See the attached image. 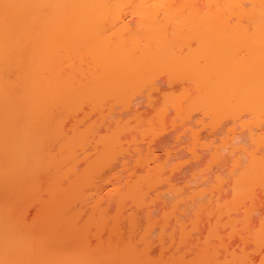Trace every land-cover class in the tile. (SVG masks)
Wrapping results in <instances>:
<instances>
[{"label":"bare ground","instance_id":"bare-ground-1","mask_svg":"<svg viewBox=\"0 0 264 264\" xmlns=\"http://www.w3.org/2000/svg\"><path fill=\"white\" fill-rule=\"evenodd\" d=\"M169 113L182 179L137 143ZM0 264H264V0H0Z\"/></svg>","mask_w":264,"mask_h":264},{"label":"rangeland","instance_id":"rangeland-1","mask_svg":"<svg viewBox=\"0 0 264 264\" xmlns=\"http://www.w3.org/2000/svg\"><path fill=\"white\" fill-rule=\"evenodd\" d=\"M160 79L161 84H163V77ZM141 101V99H135L134 103L136 104V102ZM140 108L144 111L143 115L150 114L147 106L142 105ZM86 109L88 110V107H86ZM116 109L118 110L119 107H116ZM197 117L198 115L194 116L188 125L192 126L198 137L214 139L215 144L218 146V151L222 154V158L218 164L215 165V169L221 170L222 173L225 174L229 158L227 155V149L223 148V139L228 134L227 127L229 122L227 119L220 118L217 120L214 127H212V125L201 124L198 122ZM154 120L155 129L153 132H149L144 136L137 134V143L143 148L149 147L162 156H164V149H172L175 152L172 154L174 156L173 158L181 160L180 165L173 167V169H170V166L173 163L171 162L168 164L167 172H170V174L172 173V177L182 179L184 175H187L190 171L198 170L204 166V164L212 162V159L208 157V154L205 151L199 148V145L194 150L195 147L189 144L193 138L190 131L184 130V127L186 126L185 122L180 119L173 121L170 113L166 114L160 123L156 121V119ZM117 156L118 157L115 160L105 167L101 181L98 180L99 189L97 188V193L102 194L106 199L110 196L112 183L118 182V180H123V178L127 179L131 175L130 172L132 173V171L138 166L135 164L133 156H130L129 154H118ZM117 176H119V178H117ZM258 198H261V195H258ZM257 214L255 212L253 213L254 220L256 219L255 217ZM236 240L238 239L236 238Z\"/></svg>","mask_w":264,"mask_h":264}]
</instances>
